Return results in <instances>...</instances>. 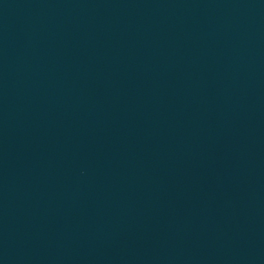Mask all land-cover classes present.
I'll return each mask as SVG.
<instances>
[{
	"label": "water",
	"instance_id": "obj_1",
	"mask_svg": "<svg viewBox=\"0 0 264 264\" xmlns=\"http://www.w3.org/2000/svg\"><path fill=\"white\" fill-rule=\"evenodd\" d=\"M0 264H264V0H0Z\"/></svg>",
	"mask_w": 264,
	"mask_h": 264
}]
</instances>
